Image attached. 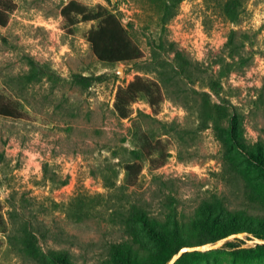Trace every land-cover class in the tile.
<instances>
[{"label":"rangeland","instance_id":"1","mask_svg":"<svg viewBox=\"0 0 264 264\" xmlns=\"http://www.w3.org/2000/svg\"><path fill=\"white\" fill-rule=\"evenodd\" d=\"M10 1L0 93L25 118L0 116V264H41L18 250L24 224L39 253L66 252L72 264H106L114 245L129 240L155 252L146 264H162L170 250L124 218L142 212L185 222L212 196L229 211L245 210L249 227L264 226V178L237 142L264 154V0H240L236 22L223 14L226 0H181L165 23L169 0H73L101 5L126 26L142 57L116 64L92 52L87 34L96 22L63 19L71 0ZM231 31L234 52L226 47ZM176 52L190 63L185 72ZM74 75L102 79L84 87ZM136 75L155 81L162 100L152 108L139 97L119 119L117 87ZM161 154L163 165L153 166ZM130 164L139 173H128ZM252 237L174 264H264Z\"/></svg>","mask_w":264,"mask_h":264},{"label":"trees","instance_id":"2","mask_svg":"<svg viewBox=\"0 0 264 264\" xmlns=\"http://www.w3.org/2000/svg\"><path fill=\"white\" fill-rule=\"evenodd\" d=\"M181 0H169L164 5L163 23L166 17L173 16V9ZM14 10V5L10 0H0V27H5L10 13ZM222 11L224 16L236 22L241 14L240 0H226ZM61 16L69 24L74 25L78 22H96V26L89 30L87 41L91 46L94 56L99 62L107 64L128 63L137 61L142 57V52L135 44L127 32L126 26L121 19L105 7L97 5L88 8L71 0L61 9ZM235 32L231 31L226 47L231 52L235 50ZM161 42L159 47H163ZM176 55L181 60L182 72L190 66L189 61ZM73 82L77 85L89 87L93 81L101 80L102 77H85L74 75ZM139 97H144L152 108H156L162 100V93L158 84L146 77L136 75L128 84L118 86L113 109L119 119H127L131 115V105ZM0 116L10 119H23L25 113L21 111L18 104L0 93ZM233 127V124H232ZM238 148L244 152L249 163L253 164L259 175L264 178V154L257 147H245L240 144ZM165 161L164 154L152 159L150 163L155 167H160ZM128 173H139L140 166L130 164L125 166ZM3 205L0 201V224L3 222ZM126 223H138L147 231L149 238L158 249L170 250L164 264L184 246H196L204 244H214L216 241L229 235L244 232L253 238L264 240V226L257 221L256 227H249L245 210H231L218 197L212 196L201 201L194 209L192 216L187 221H181L172 215L166 222H159L156 218H150L145 213H131L124 218ZM19 235L16 236L18 250L20 254L29 260L45 262L46 257L55 264H72L71 258L65 253H39L36 237L30 232L28 225H20ZM16 242V243H17ZM132 240L123 242L121 245H114V252L111 260L106 264H146L151 262L155 252L151 249H144L140 246L135 247ZM227 243L224 246H230ZM259 245V244H258ZM264 248V245H259ZM200 254L197 252L187 253V255Z\"/></svg>","mask_w":264,"mask_h":264},{"label":"water","instance_id":"3","mask_svg":"<svg viewBox=\"0 0 264 264\" xmlns=\"http://www.w3.org/2000/svg\"><path fill=\"white\" fill-rule=\"evenodd\" d=\"M246 235V233L241 232V233H236L229 235L225 238H222L218 241H216L214 244H204V245H196V246H184L180 248V250L174 254L171 259L167 262V264H174L177 259L183 255L184 253H189V252H204V251H211V250H216L220 248L225 242L233 240V239H240L243 238ZM252 242L255 244L259 245H264V240L261 239H256L252 237Z\"/></svg>","mask_w":264,"mask_h":264}]
</instances>
